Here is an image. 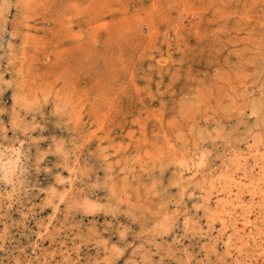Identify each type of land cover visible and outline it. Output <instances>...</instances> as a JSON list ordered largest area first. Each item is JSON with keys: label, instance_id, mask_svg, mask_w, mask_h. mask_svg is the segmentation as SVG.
I'll use <instances>...</instances> for the list:
<instances>
[{"label": "rangeland", "instance_id": "374dc122", "mask_svg": "<svg viewBox=\"0 0 264 264\" xmlns=\"http://www.w3.org/2000/svg\"><path fill=\"white\" fill-rule=\"evenodd\" d=\"M0 264H264V0H0Z\"/></svg>", "mask_w": 264, "mask_h": 264}, {"label": "bare ground", "instance_id": "6f19581e", "mask_svg": "<svg viewBox=\"0 0 264 264\" xmlns=\"http://www.w3.org/2000/svg\"><path fill=\"white\" fill-rule=\"evenodd\" d=\"M222 190V189H221ZM221 214H223V213H221ZM225 218V217H224ZM222 220V219H221Z\"/></svg>", "mask_w": 264, "mask_h": 264}]
</instances>
